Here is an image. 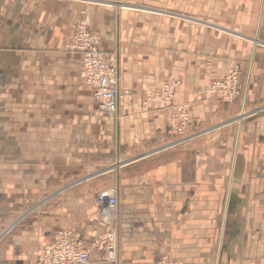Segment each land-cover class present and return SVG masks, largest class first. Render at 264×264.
Returning <instances> with one entry per match:
<instances>
[{"label":"crops","instance_id":"crops-1","mask_svg":"<svg viewBox=\"0 0 264 264\" xmlns=\"http://www.w3.org/2000/svg\"><path fill=\"white\" fill-rule=\"evenodd\" d=\"M83 11L119 68V120L79 119L99 139L68 156V178L84 179L17 217L59 186L32 142L61 128L70 142L76 103H95L76 96L82 57L67 48ZM233 64L240 95L223 103L206 88ZM170 78L190 113L184 134L161 103L146 104ZM113 188L117 264H264V0H0V264H37L62 229L89 264H110L95 205Z\"/></svg>","mask_w":264,"mask_h":264},{"label":"built area","instance_id":"built-area-1","mask_svg":"<svg viewBox=\"0 0 264 264\" xmlns=\"http://www.w3.org/2000/svg\"><path fill=\"white\" fill-rule=\"evenodd\" d=\"M101 41L102 36L92 27L88 13L81 12L67 48L81 55L79 79L92 91L99 110L108 117L118 119L120 103L125 93L120 90L118 65L101 49ZM240 83L241 68L233 64L222 79L207 86L206 92L218 96L223 103H232L240 95ZM179 87L178 79H167L158 90L147 93L146 104L151 101L161 103L170 113V132L184 134L191 123V117L187 106L176 102ZM96 206L106 229L105 261L117 264L119 261L117 196H108V192L102 193L96 198ZM90 259V252L81 246L72 231L62 229L43 248L37 264H89Z\"/></svg>","mask_w":264,"mask_h":264},{"label":"rangeland","instance_id":"rangeland-1","mask_svg":"<svg viewBox=\"0 0 264 264\" xmlns=\"http://www.w3.org/2000/svg\"><path fill=\"white\" fill-rule=\"evenodd\" d=\"M77 85V84H76ZM90 94L91 96V101H93V93L88 87H83L77 85V93L81 95L85 94ZM93 107L90 110V113H88V110L86 109L85 111V104L83 102L81 103H76V119H77V124L75 127V138L70 137V142H68V136H73L69 135L67 132L63 131V128H61V137L59 140H51V137H47L44 142L41 141H33L32 145L30 146L32 151H38L43 153V163H44V170L49 171V172H54L59 171V177L56 178V174L54 173H45L44 174V180L45 181H52L53 183H58L59 186L57 189L54 191L48 193V195L39 197L38 199L32 201L30 199H25L23 202V207L22 210L20 211V214L18 213L17 217L20 215H25V217H32L35 216L36 214L42 213L44 210V207L50 203V196L52 194H56L59 192L63 187L68 186L69 184H72L82 178L84 179L83 175H77L76 177H70L68 178L67 175V169H68V156L69 154H73L74 152L80 154H83L85 151L89 150H97L98 145H99V139L97 136V132L92 130V135L88 136L87 138H84L85 135L84 133L86 132V135L89 134V132L86 130L84 131V128L88 129L87 127L83 126L82 118H87L91 117L93 120V123H99L100 121L103 120H110L114 124V126L118 123L119 120V114H118V119L111 118L103 114L96 103L92 104ZM94 127V125H93ZM94 129V128H93ZM36 144L39 146L36 149ZM96 146V147H95ZM81 157V155H80ZM75 168H78V164ZM54 177V178H51ZM108 196H116V191L115 189H110L108 192ZM96 206V205H95ZM96 217H97V223L101 226V228L104 229L106 232L105 226L101 221V218L99 216V212L96 206ZM15 220V219H14ZM13 220V221H14ZM69 230V229H66ZM105 235V234H104ZM3 238L0 239V244L3 242ZM99 241H97L95 244H97Z\"/></svg>","mask_w":264,"mask_h":264}]
</instances>
